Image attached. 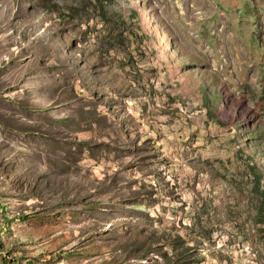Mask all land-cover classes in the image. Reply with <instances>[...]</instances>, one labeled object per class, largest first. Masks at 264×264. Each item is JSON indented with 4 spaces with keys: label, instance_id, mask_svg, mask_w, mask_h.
<instances>
[{
    "label": "rangeland",
    "instance_id": "obj_1",
    "mask_svg": "<svg viewBox=\"0 0 264 264\" xmlns=\"http://www.w3.org/2000/svg\"><path fill=\"white\" fill-rule=\"evenodd\" d=\"M264 0H0V264H264Z\"/></svg>",
    "mask_w": 264,
    "mask_h": 264
},
{
    "label": "trees",
    "instance_id": "obj_2",
    "mask_svg": "<svg viewBox=\"0 0 264 264\" xmlns=\"http://www.w3.org/2000/svg\"><path fill=\"white\" fill-rule=\"evenodd\" d=\"M263 196H264V193H263Z\"/></svg>",
    "mask_w": 264,
    "mask_h": 264
}]
</instances>
